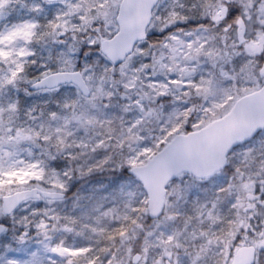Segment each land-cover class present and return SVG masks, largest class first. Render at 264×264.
<instances>
[{"label": "clouds", "instance_id": "9594fccd", "mask_svg": "<svg viewBox=\"0 0 264 264\" xmlns=\"http://www.w3.org/2000/svg\"><path fill=\"white\" fill-rule=\"evenodd\" d=\"M140 3L141 0H68L67 8L60 12L61 21H68L65 54L72 52L73 48H84V55L87 53L85 56L92 53L95 55H92L90 60H80L79 57L72 56L70 63L53 60L47 65L49 78L65 72L79 75L59 79L57 92L51 93L40 108L44 119L39 127L29 128L28 131L41 133L33 142L39 140L56 154L60 178L67 182L69 192L78 177L98 176L110 171L131 173L127 164L124 168L117 167L122 159L135 156L144 147H152L155 151L156 139L166 136L170 130L167 112L158 123H142L135 129V135L139 139H131L128 128L135 124L137 119H143L142 113L135 107V99L138 98V91L154 94L155 89H151L149 85L156 81L165 82L166 71L160 68V63H170L171 48H179L177 40L188 42L195 39V36H190L189 33L199 35L202 40L213 38L208 46L231 55L232 62L227 65L230 79L225 82V87L231 89L233 96H247L249 101H252L256 99L252 97V93H259L264 89V0H184L185 7H178L176 11L187 19H177L171 23L169 12L172 9L162 7L157 0H150L148 18L140 29L144 35H137L130 43L117 41L111 45L116 49H125L123 55L117 54L113 60L101 50L103 46L97 37L113 39L121 27V6L125 15H130L135 14L136 6ZM219 3L229 9V15L219 22L214 21L210 15L202 14L205 5L215 6ZM69 4L80 7L74 6L70 9ZM100 5L109 6V20L106 22L99 16L90 19L86 28L79 27L83 23L80 16H96ZM64 13L68 15H63ZM74 25L77 26L75 31ZM47 31L48 24L43 32ZM56 31L58 36L60 31L65 30L60 28ZM89 37L97 40V43L90 44ZM174 37L177 39H173ZM252 46L258 47L259 51H250ZM168 75L173 78L176 76L175 73ZM44 79L45 74L41 73V78L35 82L44 85L40 83ZM78 81H82L83 86ZM129 83H134L135 86L126 89L125 85ZM108 93L112 95L109 96ZM129 93L132 95L131 101L128 98ZM129 103L133 106L125 110L123 105ZM199 103L203 101H198L197 104ZM192 106L190 103L189 107ZM34 111L35 107L27 110L26 114L30 119H34ZM53 112L57 114L55 119L50 115ZM82 114L95 117V123L87 126L81 124L75 117ZM196 115L195 112L190 113V119L186 118L187 122H196ZM199 118L205 119V114L199 113ZM184 123L185 120H182L181 124ZM57 129L60 131L57 132ZM44 135H49L51 139L45 141ZM60 139L64 141L63 145H58L57 141ZM253 139V136L247 138ZM242 143V148L230 151L227 155L225 165L219 173L224 176V182L214 189L211 200L196 203V206H211V202L218 195L217 190H224L220 193L222 203L217 209L220 220L214 225L212 235L200 240V243L205 244L209 239L212 240L217 253V264H231L237 247L253 249L251 253H247V264H264V247L259 243L264 239L259 235L264 233V143ZM106 157L110 158L107 163H101ZM4 161L7 163V154ZM89 167L93 168L91 173H88ZM66 171L68 176L64 175ZM50 179L52 177L49 172L46 173L45 181L32 178L24 185L6 184L3 190H0V205L5 203V197L14 198L17 191L32 189L37 184L50 188L51 185L47 183ZM193 199L195 201V197ZM237 203L242 206L235 207ZM44 208L59 212L58 206L45 203L42 199H27L20 201L10 215L0 216V225L5 229L0 232V236L8 237L4 248L11 249L20 245L22 242L18 237L25 232L28 239L39 238L42 234L36 224L43 216H33L32 212L34 209ZM168 211L181 216L186 213L179 209ZM23 217L28 218L27 224L21 222ZM226 241H231L230 248L225 246ZM58 242L59 239L53 235L52 246ZM49 254L57 264L60 257L56 253ZM27 255L9 251L5 264L13 259L23 261Z\"/></svg>", "mask_w": 264, "mask_h": 264}, {"label": "snow or ice", "instance_id": "6c2138e0", "mask_svg": "<svg viewBox=\"0 0 264 264\" xmlns=\"http://www.w3.org/2000/svg\"><path fill=\"white\" fill-rule=\"evenodd\" d=\"M7 3V0H0V8ZM79 8L80 5L69 4V8ZM150 6V0H141V3L136 6L135 14L125 15L123 6H121V27L118 34L113 39H105L103 36L97 37L100 44L103 46L104 51L113 60L116 59L117 54L123 55L125 50L123 47L117 49L112 47L117 41H123L124 43H130L132 39H135L137 35L143 36L144 33L140 29L143 26L144 21L148 18V8ZM37 9L39 5L35 6ZM184 8L183 4H173L172 10L169 12L170 20L169 23L177 19L186 20L187 17L179 15L176 11L177 8ZM195 7V6H193ZM109 6L100 5L99 11L96 16L88 17L81 15L80 19L83 23L79 26L86 28L90 19L98 18L102 16L107 22L109 20L110 12L108 11ZM91 12L92 9H89ZM202 14L210 15L214 21L219 22L224 16L229 15V9L226 5L219 3L215 6L205 5L202 8ZM63 15H68L64 13ZM61 13L57 15L55 20L48 21L49 31L42 32L39 38L45 36H51L53 39L57 36V29L63 28L65 31L68 29V21H61ZM37 25L32 23H25L22 27L16 28L14 31H10L8 34H0V42L9 41L15 37L22 36L24 39H31L34 35L33 29ZM77 26H73V31ZM99 31V30H97ZM190 36H195V39L185 42L183 40H177L179 48L172 47L170 52V63H160V68L165 70L166 73L177 74L175 78L168 80L167 82L159 84H151L149 87L155 89L154 94L149 92L138 91V98L135 99V107L142 113L143 119H137L135 124L128 128V134L131 139H139L135 135V129L144 122H160L161 118L165 115V97L172 96V104L176 107L169 110L167 113V124L170 126V130L167 131L166 136L156 139L155 151L152 147H144L141 152H138L135 156L130 158L122 159L117 167L124 168L127 164L128 168L131 169L132 173L141 182V186L144 188V199L143 200H128L125 202L124 211L121 212L116 206L106 209L101 213V216L97 217V223L101 222L103 217L112 216L114 217L117 227L111 230L104 228L92 227L91 230L97 235L96 245L87 246H68L64 241H59L54 247L51 244L52 236L50 232L57 230L75 231L76 226L80 223L79 218L64 214L61 216L56 213L55 210L48 208L34 209L32 215L42 214L43 218L36 224V228L39 233L45 238V241H38L42 243L47 251L52 253H59L63 258L64 264H125L123 254L124 248H119L113 251L116 246L115 236L120 237V242L128 239V233H135L143 229V219L146 214L151 212L154 216H164V221L175 225L177 222L183 224L182 230H173L170 232L160 231L156 235V240L159 242L160 247L163 251L160 254L159 259H154L152 264H181L179 260V253L176 250L181 248L184 249L185 254L190 257V264H200V259L206 254L208 245L212 244V240L209 239L208 243H200L199 247L195 241L197 237L200 240H204L212 235L211 231L201 230L206 228V222L211 221L214 225L220 220L219 213L217 212L218 207L222 201L220 199V193L223 189H218L217 197L211 202V206L208 204L197 205L190 212L184 213L182 216L176 212H171L163 208L162 193L173 183L174 177L171 170L166 166L168 165L170 158L181 152H187L193 149L196 145L209 146L213 150L223 153L225 149L231 151L229 145L234 139V129L237 124H243L245 122V110L243 103L249 101L247 96H233L231 89L225 87V82L230 79V74L227 71V65L232 62V57L226 52H221L218 48L210 47L208 44L213 38L208 40H202L199 35L195 33H189ZM75 39V38H74ZM177 39V38H173ZM88 42L95 45L97 40L89 37ZM72 50L77 51L79 49L73 48ZM182 50V51H181ZM250 51H259L258 47L252 46L249 48ZM24 50L20 51V55H26ZM0 55L7 56L8 53H0ZM87 55V53H85ZM201 61L204 62L208 67L207 74L205 75L200 71ZM65 63H70L69 60H65ZM185 65V67H181ZM24 70V66L21 63H17L15 69L11 70V75L0 79V87L6 84H13L17 79V74ZM243 69H241L242 71ZM78 73H59L54 74L49 78L48 74L45 73V79L40 81L41 84H49L55 87L58 84L59 79L67 78L70 76H78ZM187 80V90L184 91L183 81ZM83 86L82 81H78ZM134 83L125 85L126 89L133 88ZM111 96V93H108ZM199 97L203 100V103H191L193 106L190 108L189 100H185L184 97ZM252 97L256 99L252 100L256 104L257 112L260 115L258 121L248 122V130L252 131L253 135L256 134L253 131L256 128V124L264 126V89L260 90L259 93H252ZM128 98L131 101L132 95L129 93ZM145 101L147 103H145ZM178 101L182 103L178 104ZM219 101V102H218ZM133 105L131 103L123 105L125 110H128ZM16 104H10L7 108L0 107V113L7 112L9 110H15ZM195 112L196 122L188 123L186 118L190 119V113ZM205 114V119L200 120L199 113ZM53 119L57 117L55 112L50 114ZM80 120L81 124L87 126L95 123V117L88 115H79L75 117ZM185 120L182 125L181 121ZM219 128L223 130V140L219 144H208V139L215 133V130ZM195 130V131H193ZM60 129H57L59 132ZM41 133H33L31 130L25 132L23 129H17L16 135L8 136L7 140L0 137V147L4 143L21 140H32L34 141L37 136ZM44 140L49 141L51 137L44 135ZM58 145H63L62 139L57 141ZM102 145L103 142L101 141ZM122 147V145H121ZM163 149V151H160ZM157 151H160L159 158L150 164H145L141 157L153 155L155 156ZM110 159L106 157L101 163H107ZM43 162L37 161L36 163H28L24 167L17 169L14 166H10L8 169L0 166V190H3L6 184H8L9 177H15V182L24 185L27 183L29 178L35 177L37 181H45V169L43 168ZM155 167H163L165 170L161 175L159 183H154L151 178V170ZM92 167L88 168V173H91ZM83 174V172H82ZM127 174V171L124 172ZM52 179L48 180L47 183L51 185L50 188H46L37 184L32 189H24L17 191L14 198L5 197V203L0 205V216L10 215L16 205L27 199H44L46 203L52 204L58 199H62L63 191L67 187V182L60 178L55 169L50 172ZM65 176L69 173L66 171ZM7 177V179H5ZM160 197V203H157V198ZM240 203H237L235 207H241ZM15 220V217H13ZM28 223V218L23 217L22 221ZM84 227H89L84 225ZM159 227V224L157 225ZM5 231L4 227L0 225V232ZM154 233L149 232L148 236L151 237ZM264 237V233L259 234ZM27 238V232L23 233L18 237L20 242H24ZM260 246L264 247V239L259 241ZM103 244L101 247L100 245ZM226 247L231 246V241H226ZM152 247V241L145 240V245L141 252H137L133 248H128L127 252V264H147L150 250ZM239 251V247H237ZM246 253H251L253 249H245ZM176 256L173 262V256ZM7 264H44V259L40 257L38 250L30 253L29 258L23 261L10 260ZM49 264H56L55 261L49 260ZM227 264V262H225ZM231 264H237V261L232 257Z\"/></svg>", "mask_w": 264, "mask_h": 264}, {"label": "rangeland", "instance_id": "374dc122", "mask_svg": "<svg viewBox=\"0 0 264 264\" xmlns=\"http://www.w3.org/2000/svg\"><path fill=\"white\" fill-rule=\"evenodd\" d=\"M173 4L184 5V0H161L160 5L162 7H166L168 9H172ZM39 5L37 9L35 6ZM68 6V2H56L50 3L45 0H7V3L0 8V34H8L10 31H14L18 27H22L26 22L37 25L33 29L34 35L31 39H24L22 36L15 37L9 41L0 42V53H8L7 56L0 55V79H3L6 76L11 75V70L15 69L17 63H21L24 66V70L17 74V79L13 84H6L0 87V107L7 108L10 104H16V109L9 110L4 113H0V137H3L4 140H7L8 136H15L17 129H23L25 132H28L29 128L39 127L40 122L44 119V116L41 115L40 106L34 105L36 103H42L49 98V95L53 92H57V89L54 90H46L41 92L34 93L35 96L31 102H25L24 105H20L18 100L21 97L22 93L28 94V86L32 84L37 79L41 78V73H47V65L51 63L53 60L63 63L65 60H71L72 56L79 57L80 60H88V56L95 55L94 53L85 56L84 48L79 49V51H72L67 54V44L65 43L66 36L68 33L66 31H60V34L53 39L51 36H45L42 39L39 38L40 34L44 31L48 21L52 20L54 17L65 10ZM60 28H58L59 30ZM70 38V37H69ZM64 49L65 51H61ZM24 50L27 54L20 55V51ZM182 51V50H181ZM82 56V57H81ZM181 67H185V65H181ZM200 71L205 75L207 74L208 67L201 61ZM165 82L172 79L173 77L168 75V73H164ZM177 75V74H175ZM155 84H159V81L154 82ZM184 91L187 90L188 81H183ZM59 94V93H57ZM172 96L169 95L165 97V108L164 113L169 112L172 108L176 107V105L172 104ZM185 100H189L190 103H197L198 101H203L201 98L193 96L191 98L184 97ZM178 104L182 103V101H178ZM36 107V111L34 114L32 113V117L34 119H30L28 117L27 110ZM148 124H154L157 122L149 121ZM259 142L264 143V132L258 135L253 141L250 143ZM243 147V146H242ZM240 147V148H242ZM239 148V149H240ZM235 151V150H234ZM5 154H7V163L4 161ZM26 154V156H25ZM153 155L146 156V158H141L144 163H146ZM37 161L43 162V168L45 169V177L46 173L51 172L52 169L59 174V162L56 159V154L45 144L41 143L39 140L33 142L32 140H21L19 142L10 141L4 143L2 147H0V166L5 169H8L10 166H14L17 169L24 167L28 163H36ZM103 178H106L108 182L98 183L100 184L97 190L102 191L105 189H118L120 190L119 194H121V199H117L113 203L120 204L119 206H123V202L128 200H143L144 199V190L141 184L135 178H127L122 172H113L110 171L106 174L98 175V176H84L78 177L77 181L84 182V186H87L90 182L100 181ZM35 177H31L32 179ZM9 183H16L15 177H9ZM113 180V182H111ZM114 183V181H116ZM203 183L204 181H200L194 178L192 175L185 174L174 181L168 187L167 193V202L166 209H179L184 210L186 212H190L195 206L196 203H204L206 201H210L213 197L214 189L217 187V184H221L224 182V176L218 174L216 178L213 180H208L206 183L210 186L211 191L202 190V187L199 183ZM114 183V184H113ZM68 186L63 192H66ZM192 193L194 199H190V194ZM207 193V194H206ZM118 195L113 191L112 195ZM211 196V197H210ZM104 197V196H103ZM69 199L66 198L63 201L53 202L54 206H60L59 214L63 216L64 212L61 206L65 207V203H67ZM102 200V199H101ZM108 201V199H105ZM46 203V201L44 200ZM76 203L74 209H72V215L74 217L79 218L80 223H84L87 220L84 217V214H91V211L86 212L83 208H80L82 205ZM100 202V201H99ZM98 202L97 209L99 206L103 205ZM110 202V201H108ZM125 205V203H124ZM219 208V207H218ZM97 209L93 210L92 215L98 217ZM122 210H125L122 208ZM148 214L144 216L143 219V229L139 230L135 233H128V239L120 242V237L116 241V246L113 248V251H116L119 248H124L125 252L123 254V259L125 264H127V252L128 248L139 249L137 252H141L145 245L146 238L152 241V247L150 250V255L147 260V264H152L154 259H159L160 254L163 249L160 247L159 242L156 240V235L160 231L170 232L175 230H182L183 224L177 222V224L172 225L164 221V216L159 219L154 220L153 222L147 224L145 223ZM89 225L93 223V219H89ZM111 220V218L109 219ZM159 224V227L157 225ZM214 224L209 220L206 222L207 231H212ZM201 229V230H205ZM79 230H84V226L77 227L75 231H65V230H57L54 232H50L51 236H55L59 239V241H64V243L68 246H87L84 244V232H78ZM93 232V231H92ZM154 233L151 237L148 236V233ZM95 233H90L88 236L93 235ZM8 240L7 236L0 237V264H5V258L9 251L14 253H27V258H29L30 253L33 251L39 252L40 257L44 259V264H49V260H52L50 251H47L44 248L42 243H38V241H45L43 235L39 238L32 237L31 239L26 238L24 242L20 245H16L11 249L4 248V243ZM48 241H45L47 243ZM197 248L200 244V239L197 237L195 241ZM179 253V260L181 264H190V257L185 254L183 248L176 250ZM57 256L60 257V260L57 264H64L63 258L59 253H56ZM174 257L176 259L175 253ZM83 264V262H81ZM200 264H217V253L214 250L212 244L208 245V250L205 255H203L200 259Z\"/></svg>", "mask_w": 264, "mask_h": 264}, {"label": "water", "instance_id": "95a60500", "mask_svg": "<svg viewBox=\"0 0 264 264\" xmlns=\"http://www.w3.org/2000/svg\"><path fill=\"white\" fill-rule=\"evenodd\" d=\"M48 1H65V0H48ZM159 2V0H157ZM117 52H119V49H117ZM59 84H57L55 87L50 86L49 84L45 83L44 85H40L38 83H34L30 86V89L33 91H39L43 89H52L58 87ZM243 107L246 113L245 116V122L243 124H237L234 129V139L232 143L229 145L231 150L240 145L242 142L248 141L247 138L249 136H255L258 132L261 130H264V126H261L260 124H256V128L253 130L256 132L255 135H253L252 131L248 130V122L251 121H258L260 119V115L257 112L256 104L254 101H248L246 103H243ZM223 130L217 128L215 130V133L208 139V144H219L223 140ZM163 151V149L161 150ZM230 151L225 149L223 153H219L213 148L209 146H200L199 144L196 145L193 149L187 151V152H181L179 154H176L170 158V161L168 165L166 166L169 170H171L172 175L174 177V180L177 179L182 173H189L192 174L194 177L198 179H210L213 176H215L223 166L225 165L227 155ZM160 155V151L153 156L147 163L150 164L152 162H155ZM163 167H155L151 170V178L154 181V183H159L161 175L164 172ZM136 177L132 171L129 173ZM163 199V208H165L166 203V195H167V189L161 194ZM65 197V194H63V197ZM157 203H160V197L157 198ZM149 216L151 219L159 218L157 216H154L151 212H149ZM234 259L237 261V264H247L248 257L247 253L245 251V248H239V251H236Z\"/></svg>", "mask_w": 264, "mask_h": 264}, {"label": "trees", "instance_id": "16d2710c", "mask_svg": "<svg viewBox=\"0 0 264 264\" xmlns=\"http://www.w3.org/2000/svg\"><path fill=\"white\" fill-rule=\"evenodd\" d=\"M91 58H92V55L88 56V60H90ZM34 96H35V94L34 93H30V92H28V94L27 93H22L21 97H19L18 102L22 106V105L25 104V102H31L32 99L34 98ZM38 104H39L40 107L42 106V103H36L34 105L36 106ZM35 109H36V107H35ZM34 112H32V113L34 114ZM125 176L127 178H130V176L128 174H126ZM104 182H108V180L106 178H103V177H102V180L90 182L87 186H84V182L77 181L75 184H73L71 186L72 190L70 192H69V186H68V189L65 192L66 193V198H68L69 200L67 201V203H65V205H66L65 207L61 206V208L63 209L64 214L72 215V209H74L75 204L79 203V201H81L80 205H82L80 208L84 207V210H86V212H88V213H89V211H91V214H84V217H86L87 220L84 221V223H82V224L79 223L77 225L78 228L82 227L84 225H88L89 226V227H84V230H79L78 231L80 233L84 232L83 233L84 234V241H85L84 244H86V245H96V243H97V235H96V233L93 234V235L88 236V234L94 233L91 230L92 227H96V228H101L102 227V228L107 229V230H111V229H114L115 227H117V224L115 223L114 217H112V216L103 217L101 219V222L99 224L97 223V220H96L97 217L93 216L92 213H93L94 209H97L99 201H100L99 203L103 202V205L99 206V209H97V211L99 213L98 217L101 216V213L104 212L106 209L112 208L113 206L118 207L121 212L124 211V210H122V208H124V203L126 201L123 202V206H119L120 204L113 203L117 199H119V198L121 199V196H120L121 194H119V193L122 192V191L120 190V192H118L119 188L118 189L116 188L114 190H112L110 188L102 190V191L97 190L96 187H98L100 185L98 183H104ZM111 182H113V180ZM116 182H117V180L114 181V183H116ZM198 183L202 187L203 191H206V192L208 190L211 191L210 190L211 189L210 186H208L206 182H203V183L198 182ZM217 185H219V184H217ZM113 191L116 192L118 195H116V194L112 195ZM212 194L214 195V193H212ZM208 195H210V194L208 193ZM105 199H108V201H110V202L105 201ZM190 199L193 200L192 193L190 194ZM42 201L44 202L43 199H42ZM55 202H58V201H55ZM56 206H58L59 209H60L59 204L56 205ZM61 216H62V214H61ZM91 218L93 219V223L89 225V221H90L89 219H91ZM110 218H111V220H109ZM151 222H153V220H151V219H149V217H147L145 223L149 224ZM114 239L117 241L119 239V236H115ZM100 246L102 247L103 244H101ZM136 250H139V249H136Z\"/></svg>", "mask_w": 264, "mask_h": 264}]
</instances>
